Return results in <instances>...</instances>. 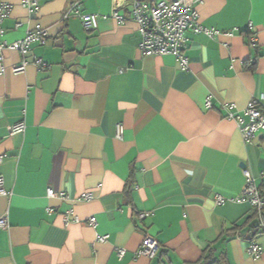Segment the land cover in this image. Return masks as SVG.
Returning a JSON list of instances; mask_svg holds the SVG:
<instances>
[{"label":"crops","instance_id":"crops-1","mask_svg":"<svg viewBox=\"0 0 264 264\" xmlns=\"http://www.w3.org/2000/svg\"><path fill=\"white\" fill-rule=\"evenodd\" d=\"M4 1L12 4L5 40L36 26L49 37L32 43L20 73L12 66L21 54L5 50L0 264H208L210 246L212 258L224 250L229 264H264L262 215L254 237L246 225L219 240L254 212L238 199L244 167L264 191V131L244 140L224 108L243 110L253 97L264 108V0L197 2L200 22L219 33L187 31V70L172 54H143L134 19L101 17L87 30L69 9L101 16L114 0H37L36 12L23 0ZM20 121L25 129L11 132ZM50 188L65 196H50ZM100 234L109 236L99 241ZM147 235L160 244L152 258L138 253Z\"/></svg>","mask_w":264,"mask_h":264},{"label":"built area","instance_id":"built-area-1","mask_svg":"<svg viewBox=\"0 0 264 264\" xmlns=\"http://www.w3.org/2000/svg\"><path fill=\"white\" fill-rule=\"evenodd\" d=\"M200 0H114V7L111 13L99 15L96 13L80 12L76 9L75 5L69 9L76 10L78 16L81 17L82 23L87 30H94L99 25V19L102 17L114 18L119 22H125L128 18L134 19L138 23V28L142 37L139 48L145 55H174L179 63V66L187 70L189 68V57L186 53L188 47L189 37L187 31L192 30L195 33L204 32L209 36H214L219 33L214 28H209L203 25L199 19V13L196 8V3ZM23 5L26 6L30 12H36L38 10L37 0H23ZM120 8H125L126 13H120ZM12 11V4L8 1L0 0V74L5 71V50H16L21 54V59L18 63L12 66L14 73L23 72L26 69L29 60L27 54L32 49V43L38 41L42 44L46 43L49 37L48 28L42 26H36L30 29L26 34L13 42H9L4 39L3 22L10 15ZM68 14H66V17ZM256 38L250 36V42L255 44ZM34 64L40 69H46L49 63L42 57H34ZM207 104L211 105L210 100H207ZM225 109H228L227 116L234 118L240 127L244 140L251 141L259 133L264 131V108L262 107V101L258 97H253L243 110H238V107L234 103L224 105ZM25 129V123L23 121L17 122L10 126V131L13 133L21 132ZM123 126L118 125L117 136L122 137ZM246 183L243 191L238 199H249L254 207L259 212H262L264 208V198L260 196L258 186L255 182L254 176L250 171L243 168ZM7 190L4 187L3 176L0 175V194H7ZM50 196L61 195L65 196V192H56L53 188L48 190ZM85 198L90 199L93 197L92 193H86ZM219 204L223 203L222 198H218ZM145 213H142V217ZM69 220V215H66L65 221ZM90 224L95 226L97 224V218L95 215L90 216ZM7 221L5 218H0V228L6 227ZM108 234H100L98 236L99 241H105L108 238ZM159 241L153 236H145L141 248L138 250L139 254L146 255L148 257H155L159 250ZM262 248L252 243L249 246V252L252 255L259 256ZM125 250L120 249V255L124 254Z\"/></svg>","mask_w":264,"mask_h":264},{"label":"trees","instance_id":"trees-1","mask_svg":"<svg viewBox=\"0 0 264 264\" xmlns=\"http://www.w3.org/2000/svg\"><path fill=\"white\" fill-rule=\"evenodd\" d=\"M258 189L260 192V196L264 198V191L262 190L261 187H258ZM262 212L263 213H259V210L255 207L254 212L245 219L244 223H235L232 227L225 229L224 233L221 235L219 240H227L230 237H234L235 235L240 233L239 231H241V229L245 227L246 225L247 226L250 225V232H251L250 236L254 237L260 230V227H261V223L259 222L260 215H262L264 218V208ZM254 220H256L257 222L255 223L256 225H251V223ZM209 250H210L209 251L210 254L207 257L204 256V259H211L208 264H229L227 257H226V252L224 250H221L220 255L215 258H212V255H213L212 253L214 252L215 247L212 248L210 246Z\"/></svg>","mask_w":264,"mask_h":264}]
</instances>
